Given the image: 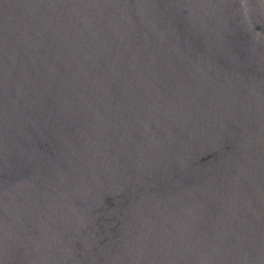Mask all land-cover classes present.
Listing matches in <instances>:
<instances>
[{
    "label": "water",
    "instance_id": "95a60500",
    "mask_svg": "<svg viewBox=\"0 0 264 264\" xmlns=\"http://www.w3.org/2000/svg\"><path fill=\"white\" fill-rule=\"evenodd\" d=\"M0 264H264V0H0Z\"/></svg>",
    "mask_w": 264,
    "mask_h": 264
}]
</instances>
